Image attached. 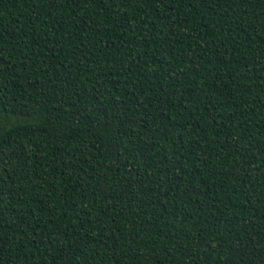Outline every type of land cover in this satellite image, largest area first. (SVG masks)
<instances>
[{
	"label": "trees",
	"instance_id": "obj_1",
	"mask_svg": "<svg viewBox=\"0 0 264 264\" xmlns=\"http://www.w3.org/2000/svg\"><path fill=\"white\" fill-rule=\"evenodd\" d=\"M0 264H264V0H0Z\"/></svg>",
	"mask_w": 264,
	"mask_h": 264
}]
</instances>
